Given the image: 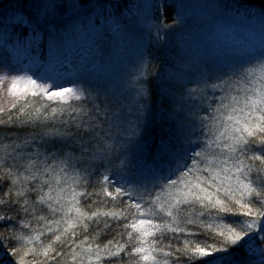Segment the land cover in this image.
I'll use <instances>...</instances> for the list:
<instances>
[{
  "label": "snow or ice",
  "instance_id": "6c2138e0",
  "mask_svg": "<svg viewBox=\"0 0 264 264\" xmlns=\"http://www.w3.org/2000/svg\"><path fill=\"white\" fill-rule=\"evenodd\" d=\"M31 7L35 10L34 14L26 18L18 17L13 25L14 29H23L16 35L17 45L29 50L36 39L33 36L26 40L29 31L41 38L45 33L51 36L55 31L57 15L83 8L84 0H35ZM3 46L5 40L0 39V47ZM260 68L264 72V64ZM54 87L59 90L53 91ZM211 87L220 88L225 94L220 98L218 107L212 108L211 103L207 104V109L211 111L199 117L201 131L193 129L197 139L193 140L191 135L187 138L189 144L195 143L200 150L193 149L190 157L178 154L175 166L169 167L166 174L160 170L138 183L134 189L139 192L136 196L123 185L115 186L108 176H104L103 179L113 185L114 191H108L106 187L101 188V191L115 202V210L101 213L92 210L91 204L87 203L99 193L88 190L90 182L86 166L114 152L121 135L133 134L123 127L124 106L115 101H102L104 106L101 107V103L96 102L99 97H94L89 89L80 86L69 88L55 82L40 84L31 77L12 79L8 92L15 99L9 108H0V114L9 113L21 105L20 115L15 118L8 115L7 119H0V127L43 125L40 132L32 134L33 139L47 138L48 144L54 147L55 143H59L61 147L53 151L41 144L46 155L39 149L28 155L20 154L23 162L15 170L7 164L9 154L6 149L0 185H5L7 191L0 196V206L17 214L23 211L26 217L30 214L38 220H46L47 217H37L36 211H46L48 217L63 213L60 220L54 221L56 224L63 221L67 225L55 237L60 242L61 236H67L74 242L78 227L81 235L90 234L91 228H97L101 233L105 229H112L113 225L122 228L116 234L123 237L126 233L128 241L125 244L115 243L117 250L107 257L109 264H122L121 253L133 240L139 245H133L132 248L139 256L137 264L140 261L145 264H209L215 259L213 253L225 251V247L218 248L217 244L239 246L250 234H259L264 240V75L247 82L241 89L242 99L230 95L228 89L232 85L227 80H221ZM196 93L197 89H191L188 95L195 99ZM199 93L206 96L204 88ZM29 96L42 100L46 98V101L41 108L29 112L32 106L28 101ZM73 100L79 103H70ZM49 102L55 103L56 107H51ZM89 103L91 107H88ZM174 107L179 114L182 105L175 104ZM49 108L51 111H47ZM105 124L108 125L107 129L104 128ZM101 130L103 136L100 135ZM200 137L205 138L203 142ZM28 143L25 140V144ZM70 165L73 171H77L76 165H80L79 172L84 173L72 183L65 179L66 169ZM61 183L68 184L71 192L73 203L67 210L62 203L65 190ZM73 183H78L83 190L77 192L72 187ZM154 193L163 194L165 199L161 200V195ZM84 208L90 214H85ZM72 211H75V217L71 216ZM109 217L111 220L107 219ZM11 221L12 216L0 215V226ZM48 230L53 231L52 228ZM165 240L167 244L163 243ZM112 243L110 240L109 244ZM176 243L181 246L175 247ZM95 246L100 248L99 243ZM158 252L164 253L160 260L156 255ZM16 254H19V250ZM43 255L48 257V251ZM51 259H55V256ZM97 259L100 257L97 256ZM19 264H25L23 257Z\"/></svg>",
  "mask_w": 264,
  "mask_h": 264
},
{
  "label": "trees",
  "instance_id": "16d2710c",
  "mask_svg": "<svg viewBox=\"0 0 264 264\" xmlns=\"http://www.w3.org/2000/svg\"><path fill=\"white\" fill-rule=\"evenodd\" d=\"M100 1L108 9H105L104 12L93 13L94 15L91 13V17L89 16L88 19H92V22L97 23L101 18L106 19L122 12L127 14L132 12L133 0ZM11 2V0L0 1V13ZM207 2H204L203 6H206ZM208 3L214 10L217 9L223 13L234 12L244 19L253 21L256 26H264L263 7L245 5L235 0H210ZM238 3L243 5V7H235ZM237 6L240 5L238 4ZM174 11L175 9L171 6L165 8L164 15L169 23L173 21ZM22 31L23 29L19 27L14 29L13 26L4 25L0 20V39L5 40V46L0 47V76L22 71L37 72L36 74L41 73L42 76L49 75V73H56V75L62 73V76L67 77L80 74L86 77V87L92 92V95L99 97L96 101L97 103L115 101L124 106L123 127L133 134L130 136L121 135L117 140V149L114 152L109 153L106 158L86 166L88 169L87 179L90 182L88 190L99 193V195H94L87 201V203L91 204L92 210H99L101 213L115 210V202L101 191V188L104 187L108 191H114L113 185L108 184V181L103 179L104 176H108L115 183V186L123 185L133 193V196H136L139 195V192L134 191L135 186L160 170H163L166 174L169 167L175 166L174 161L178 154H186L190 157L193 149L200 150L195 143L189 144L187 138L191 135L193 140L197 139L193 129L197 130V132L201 131L199 128V117L205 116L211 111L207 109V104L211 103L212 108L218 107L220 98L225 94L221 89L209 88V86L216 84L219 79H223V76L225 77L226 75L223 69L216 68L217 61L215 60H218V56L209 57L207 55L204 56V54H198L188 60L190 62L197 61V66H195L197 67V72L193 71L191 65L192 70L187 81L191 82L197 79L203 82L202 85H207L206 96L202 95V98L194 99L188 97L187 93L191 89L199 91L202 87L195 85L194 82L190 84L186 82L182 86H177V81L174 84L167 82L169 81L167 78V81H163L162 76L164 77L165 74H161L160 70L167 61L164 57H158L157 54H154L150 45L145 50V57H142L145 63L144 73H141L140 78L135 80L134 75L131 76L127 69L123 70V66L114 69L100 66L95 70L90 59L92 54L87 55L81 49L68 51L67 48L69 47L65 45L66 40L58 36V31L53 32L51 36L45 33L42 38L29 31L26 40L32 39L33 36H36V39L33 40L30 50L23 48L25 50L22 62H16L13 59V54L8 50V44L18 46L16 35ZM9 35L10 38H8ZM99 36L100 43H109V41L114 40L113 35H110L108 31L100 33ZM74 47L73 45L70 48ZM50 50L51 53L48 52ZM159 54L161 55V53ZM130 77L131 79L127 82V78ZM1 95V99L4 100V96ZM237 96L242 99L243 93ZM1 99L0 108H9L12 101L3 102ZM28 101L32 104L28 109L29 112H34L35 109L41 108L44 103L37 98H32V100L29 99ZM175 104L182 105L179 114L175 111ZM20 106L11 109L9 113L0 114V119H7L8 115H12L14 118L20 115ZM103 106L104 104L101 103V107ZM52 107H56V105ZM47 111H51V108ZM212 114L215 115V113ZM182 121L183 124L181 123ZM107 127L108 125L105 124L104 128L107 129ZM41 128H43V125L39 127L29 126L27 128H20L18 125L0 127V174L3 171L2 159L5 156L6 149L9 154L7 164L15 170V167H18L19 163L23 162L20 159V154L28 155L39 149L41 153L46 155L44 149L40 147L41 144H45L53 151L61 147L59 143H55L54 147L52 144H48L47 138L44 140L39 137L33 139L32 134L40 132ZM103 134L104 132L101 130L100 135L103 136ZM212 138L215 139V137ZM204 139V137H200L201 142ZM25 140L29 141V143L25 144ZM215 151H219V149ZM12 157H17V159ZM41 159H43V155ZM188 163L190 164V160ZM76 168L77 171H73L70 165L66 169L67 176L65 179L69 183L76 180L78 175H84V173L79 172L80 165H76ZM61 187L65 190V193L63 192L62 194L64 197L62 203L67 210L73 201L72 199L69 201L67 197L66 190L70 192L68 184L61 183ZM72 187H75L77 192L83 190L78 183H73ZM6 191L7 187L0 185V196H3ZM45 191L47 192L48 189L46 188ZM157 194L160 193H154V195ZM53 195H56V193H53ZM160 195L161 200L165 199L163 194ZM13 199L15 200L14 196ZM83 211H85V214H90L87 208H84ZM3 214L12 216V221L0 226V264H19L21 257H23L25 264H38V262H43V264H109L107 257L117 250L115 243L118 241L121 244H125L128 241L126 233L123 237L116 234L123 229L113 225L112 229H105L104 233H101L97 228H91L89 230L90 234L86 233L84 235L80 234L81 229L78 227L74 242L69 240L67 236H61L62 242H60L56 241L55 237L60 235L67 225L63 221L59 224L54 221L60 220V216L63 213L48 217L46 211H36L37 217H47L46 220H38L34 219L30 214L26 217L23 211H19V214H17L15 211L4 209L0 206V215ZM75 215V211H72L71 216L75 217ZM107 219L111 220L110 217ZM225 222L228 223L230 221ZM25 225L30 226L26 227ZM100 227L102 228L103 225L101 224ZM49 228H52L53 231L50 232ZM57 228L59 231H56ZM128 231L132 230L128 229ZM133 235H136L135 232H133ZM37 236H39L38 239L36 238ZM249 236L245 237V242L239 246L217 244L216 247L218 248L225 247V251L219 254L213 253L215 259L211 260L209 264H264V240L255 236V243L261 247L263 252L260 256H254L250 254V248H248ZM110 240L113 241L112 244H109ZM167 242L165 240L163 243L167 244ZM97 243L100 245L99 249L95 246ZM133 245L139 246L133 240L132 244H129L126 250L121 253V257H123L122 264H137L139 256L132 251ZM180 246V243L175 244L177 248ZM157 247H163V245H158ZM17 250H19V254L14 255ZM46 250L48 251V257L43 255ZM29 252L32 254L29 255ZM156 255L157 259L160 260L163 258L164 253L158 252ZM53 256H55V259H51ZM97 256L100 259H97ZM140 264H145V262L140 261Z\"/></svg>",
  "mask_w": 264,
  "mask_h": 264
},
{
  "label": "rangeland",
  "instance_id": "374dc122",
  "mask_svg": "<svg viewBox=\"0 0 264 264\" xmlns=\"http://www.w3.org/2000/svg\"><path fill=\"white\" fill-rule=\"evenodd\" d=\"M11 1L0 13V20L4 25L13 26L18 17L26 18L34 14L35 10L31 5L35 0ZM207 1L133 0L132 12L129 14L122 12L106 19L101 18L96 23L88 17H91V13L104 12L108 7L104 6L100 0H84L83 8L76 11L67 10L57 15L54 32L58 31V36L66 40L65 45H68V51L81 49L87 55L92 54L90 59L95 70L100 66H105L107 69L123 66V70L127 69L131 76L134 75L135 80H138L141 73H144L145 63L142 57H145V50L150 45L154 54L164 57L167 61L160 70L161 74H165L164 77L161 75L163 81H167L166 78L169 80L167 82H171V84L177 81V86H182L186 82L189 84L194 82L205 91L207 87L202 85L203 82L200 80L187 81L192 68L194 72H197V67H195L197 61L190 62L188 60L198 54L209 57L216 55L219 58L215 60L217 61V67H215L223 69L226 74L217 83L229 78L227 81L232 87L228 91L230 95L237 96L243 93L241 89L249 80L254 81L264 75L260 68L261 64H264V26H256L253 21L244 19L234 12L223 13L217 9L214 10ZM204 2H207L206 6H203ZM238 4L240 6H237ZM238 4L235 7H243L240 3ZM168 6L175 9L172 23H169L164 15L165 8ZM202 12L205 13L202 14ZM107 31L113 35L114 40L109 43H100L99 34ZM66 36L67 38H65ZM73 45L75 47L70 48ZM8 50L13 54V59L16 62H22L25 49L8 44ZM48 52L51 53V50ZM36 73L22 71L0 76V93L2 94L0 95L5 98L3 100L0 97V99L3 102L9 100L11 102L15 99L8 92V88L11 80L16 77H31L40 84L55 82V84L64 87L80 86L88 89L85 83L86 77L80 74L67 77L62 76V73L57 75L49 73L46 76ZM4 77L8 79L3 80ZM130 79L131 77L127 78V82ZM216 89L220 90V88ZM52 90L58 91L59 89L54 87ZM196 96V99H199L202 95L197 91ZM32 98H37L41 102L46 101V98L42 100L40 97L31 96L28 97V100H32ZM70 103L78 104L79 102L73 100ZM49 104L51 107L56 105L52 102ZM88 106L91 107V104L89 103ZM66 193L70 201L71 195L69 194L71 192L66 190ZM256 232L259 233V230L257 229ZM255 236L260 237L259 234H250L248 248H250V254L260 256L263 251L255 243Z\"/></svg>",
  "mask_w": 264,
  "mask_h": 264
},
{
  "label": "water",
  "instance_id": "95a60500",
  "mask_svg": "<svg viewBox=\"0 0 264 264\" xmlns=\"http://www.w3.org/2000/svg\"><path fill=\"white\" fill-rule=\"evenodd\" d=\"M108 1H119V0H108ZM235 1L241 2L245 5H253L264 8V0H235Z\"/></svg>",
  "mask_w": 264,
  "mask_h": 264
}]
</instances>
